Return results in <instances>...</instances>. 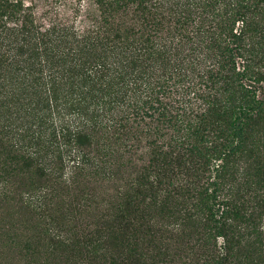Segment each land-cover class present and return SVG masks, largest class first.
<instances>
[{"label":"trees","instance_id":"16d2710c","mask_svg":"<svg viewBox=\"0 0 264 264\" xmlns=\"http://www.w3.org/2000/svg\"><path fill=\"white\" fill-rule=\"evenodd\" d=\"M263 83L264 0H0V191L105 182L102 264H264Z\"/></svg>","mask_w":264,"mask_h":264},{"label":"rangeland","instance_id":"374dc122","mask_svg":"<svg viewBox=\"0 0 264 264\" xmlns=\"http://www.w3.org/2000/svg\"><path fill=\"white\" fill-rule=\"evenodd\" d=\"M93 12L94 7L86 6L77 17L78 24H85L87 16ZM257 89L259 97L264 98V83ZM6 177L13 184L10 190L0 191V264H102L101 257L87 256L86 243L92 230L100 226L98 222L107 191L105 182L86 181V192L82 193H88L89 199L82 193L71 199L61 193L55 202L56 212L49 216L34 211L27 200L28 192L39 189L41 182L38 183L31 174L18 171L7 173ZM63 185L60 188L66 191ZM63 227L62 235L71 243L59 241L56 234L61 233ZM138 248L140 252L146 250L143 245ZM133 262L136 264L135 260Z\"/></svg>","mask_w":264,"mask_h":264}]
</instances>
